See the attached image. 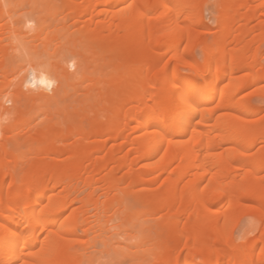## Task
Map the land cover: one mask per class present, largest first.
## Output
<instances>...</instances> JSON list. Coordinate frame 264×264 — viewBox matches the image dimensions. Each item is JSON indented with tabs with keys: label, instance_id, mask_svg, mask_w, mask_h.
<instances>
[{
	"label": "bare ground",
	"instance_id": "1",
	"mask_svg": "<svg viewBox=\"0 0 264 264\" xmlns=\"http://www.w3.org/2000/svg\"><path fill=\"white\" fill-rule=\"evenodd\" d=\"M263 38L264 0H0V264H264Z\"/></svg>",
	"mask_w": 264,
	"mask_h": 264
},
{
	"label": "rangeland",
	"instance_id": "2",
	"mask_svg": "<svg viewBox=\"0 0 264 264\" xmlns=\"http://www.w3.org/2000/svg\"><path fill=\"white\" fill-rule=\"evenodd\" d=\"M205 14H206V20H205V24H207V26H209V27H212L213 25H214V23H215V21H214V19H213V17L211 16V14L209 13V11H206L205 12ZM72 21V22H71ZM73 19H71L70 20V22L69 23H73ZM262 53H261V58L263 59V61H264V38L262 39ZM200 52V51H199ZM198 52V53H199ZM196 54L198 57L199 56H201V53H199V54ZM191 68H187V70H185V71H187L186 73H188V72H191ZM12 77H10V80L11 81H13L12 83H14V82H16V80H14V78L13 79H11ZM9 80V81H10ZM10 83V82H9ZM15 84V83H14ZM9 86V85H8ZM8 86H6V88H8ZM11 86V87H10ZM10 88H13V86L10 84ZM9 88V89H10ZM256 87H251L249 90H248V92H251L252 90H254ZM14 90V89H13ZM12 90V91H13ZM11 90H9V94L12 92H10ZM6 92H7V89H6ZM250 98H251V93H250ZM252 101H253V103L254 104H263L264 102L261 100V99H259V98H256V97H253L252 98ZM10 105V106H9ZM8 105V107H12L13 108V106H11V104H9ZM41 105H38V106H36V107H40ZM264 112V111H263ZM1 120H0V123H2L3 125L5 124L6 125V121H7V119H4V118H0ZM3 119V120H2ZM38 119H40V118H38ZM36 120L35 121V123L37 122V121H40V120ZM2 121V122H1ZM4 122H6V123H4ZM255 222H257V220H255V218L249 213V212H241V213H239V214H237L236 216H235V218L233 219V221H232V223H231V225H230V233H232L237 239H239V240H242V237L246 234V233H248V232H250L252 229H254L255 227H256V223ZM170 230V229H169ZM166 233H168V234H166ZM166 233H165V235H169V234H171V232L170 231H166ZM166 237H168V236H166ZM117 263V262H116ZM115 263V264H116ZM129 262H127V263H124V264H128ZM117 264H119V263H117ZM130 264V263H129Z\"/></svg>",
	"mask_w": 264,
	"mask_h": 264
},
{
	"label": "snow or ice",
	"instance_id": "3",
	"mask_svg": "<svg viewBox=\"0 0 264 264\" xmlns=\"http://www.w3.org/2000/svg\"><path fill=\"white\" fill-rule=\"evenodd\" d=\"M262 251H264V250H262Z\"/></svg>",
	"mask_w": 264,
	"mask_h": 264
}]
</instances>
